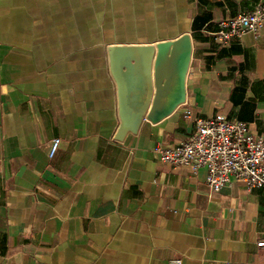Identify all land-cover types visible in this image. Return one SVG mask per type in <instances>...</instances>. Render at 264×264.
Returning <instances> with one entry per match:
<instances>
[{
  "label": "crops",
  "instance_id": "crops-1",
  "mask_svg": "<svg viewBox=\"0 0 264 264\" xmlns=\"http://www.w3.org/2000/svg\"><path fill=\"white\" fill-rule=\"evenodd\" d=\"M257 1L0 0V264H264V189L213 191L153 152L196 117L264 133V26L228 45L208 32ZM186 32L185 101L116 139L107 47Z\"/></svg>",
  "mask_w": 264,
  "mask_h": 264
},
{
  "label": "built area",
  "instance_id": "built-area-1",
  "mask_svg": "<svg viewBox=\"0 0 264 264\" xmlns=\"http://www.w3.org/2000/svg\"><path fill=\"white\" fill-rule=\"evenodd\" d=\"M264 26V0L234 16L216 23V29L208 31L215 40L228 45L243 33H257ZM185 118H192L189 110ZM194 131L175 145L153 148L160 162L174 167L187 166L193 170L204 168L211 190H219L232 179L242 182L246 189H264V133L253 132L246 121L231 120L222 114L192 119ZM59 138L51 142L48 156L57 150ZM264 246V238L257 241ZM180 264V259L170 260Z\"/></svg>",
  "mask_w": 264,
  "mask_h": 264
},
{
  "label": "water",
  "instance_id": "water-1",
  "mask_svg": "<svg viewBox=\"0 0 264 264\" xmlns=\"http://www.w3.org/2000/svg\"><path fill=\"white\" fill-rule=\"evenodd\" d=\"M191 52L187 32L154 44L119 43L107 47L117 92L116 139L136 132L143 121L161 120L185 101Z\"/></svg>",
  "mask_w": 264,
  "mask_h": 264
}]
</instances>
